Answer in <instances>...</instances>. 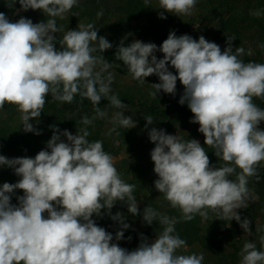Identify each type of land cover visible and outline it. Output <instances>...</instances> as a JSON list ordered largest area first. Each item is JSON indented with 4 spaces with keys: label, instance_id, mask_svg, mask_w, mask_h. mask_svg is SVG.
Returning a JSON list of instances; mask_svg holds the SVG:
<instances>
[{
    "label": "clouds",
    "instance_id": "clouds-1",
    "mask_svg": "<svg viewBox=\"0 0 264 264\" xmlns=\"http://www.w3.org/2000/svg\"><path fill=\"white\" fill-rule=\"evenodd\" d=\"M17 2L20 11L39 10L49 17L39 23L25 17L12 22L0 12V108L6 103L17 106L24 132L41 134L30 120L41 115L49 93L68 103L79 94L96 106L101 118L106 115L98 107L102 99L115 108H127L116 95H109L111 74L107 82L102 76L111 64L92 55L97 48L104 52L113 47L105 37H98L94 24L66 31L56 48L55 34L61 29L55 18H62L77 0H11L7 6ZM196 2L159 0L164 10L159 17L166 19L164 12L191 15ZM233 40L227 37L228 47L221 51L203 36L196 40L170 31L159 48L140 40L124 46L122 40L115 55L134 80L144 83L146 77L158 76L160 82L151 84L153 96L161 90L175 95L179 80L184 87L179 103H187L193 113L190 123L199 125L204 145L225 162L215 167L198 140L184 141L152 128L148 136L155 144L150 153L158 177L155 189L181 210L186 221L195 214L207 218L206 209H211L251 232V221L242 220L237 210L245 207L248 198L247 178L256 176L257 166L264 161V130L259 127L264 109L253 103V97H264V64L242 61L244 49L234 53ZM157 51L163 53L162 59H157ZM98 64L103 65L100 71L95 70ZM169 64L176 75L169 71ZM144 118L145 128L154 123L152 116ZM81 122L89 125L92 120L85 116ZM112 123L127 129L136 126L124 112L115 113ZM50 127L53 135L46 150L34 158L0 155V166L20 177L16 183L0 186V264H202V253L177 254L186 241L173 235L175 218L160 216L150 207L140 213L133 196L135 185L120 178L102 141L89 142L86 128L73 135ZM237 168L236 180L229 179ZM17 189L23 195L17 197L18 204H12L11 194ZM117 201L124 202L130 214L142 215L149 225L159 218L163 231L151 241L141 234L139 246L132 251L112 243L122 240L130 227L122 213L111 214ZM102 209L120 224L115 237L92 219L94 214L100 217ZM260 239L264 245V236ZM240 256V264H264V251L252 242L244 244Z\"/></svg>",
    "mask_w": 264,
    "mask_h": 264
},
{
    "label": "trees",
    "instance_id": "trees-1",
    "mask_svg": "<svg viewBox=\"0 0 264 264\" xmlns=\"http://www.w3.org/2000/svg\"><path fill=\"white\" fill-rule=\"evenodd\" d=\"M11 0H0V12L4 13L7 18L12 14L26 13L28 19L33 23L47 21L49 17L39 10L20 11V5L17 2L14 7H8ZM199 10L200 19L203 23H194L195 18L191 15H183L177 13L164 12L166 19H161L159 13L164 11L159 6V0H77V3L71 10L66 12L63 17H56V25L61 31L55 34L56 48L59 49V41L64 33L68 30L78 29L80 22L83 20L84 25L89 23L94 24L98 29V37H105L113 47L100 52L99 49L92 53L94 57H100L110 63V68L119 73H126L127 68L122 61L116 59V50L123 40L124 46H128L136 37L144 43H155L159 48L163 41L167 39L170 31H175L177 36L189 35L193 39L198 40L203 36L208 42H214L220 46L223 51L227 44V37H234L232 41L233 52L237 48H243L244 54L239 58L247 62H256L264 64V0H197L194 9ZM193 9V10H194ZM192 10V12H193ZM102 12V15H98ZM259 12L260 15H254ZM145 19V23H136L139 19ZM120 34H123L120 36ZM93 47H97L93 42ZM157 59L163 58V53L157 51L155 53ZM100 65V64H98ZM168 68L174 69L170 64ZM175 70V69H174ZM110 72L107 70L102 73L103 77H108ZM151 79L156 75H150ZM184 92V87L177 80L175 95L169 94L165 103L161 102H140L137 103L135 97L127 91L111 90L109 95H116L122 103L127 104V107L139 105L143 108L146 114L157 116L169 122L177 118L190 117L193 119V113L188 108L187 103L181 105L179 99ZM49 99H46L41 115L30 120H37L38 124L33 127L40 131V135L32 132H24L23 124L18 115L17 106L5 104L0 108V155L9 159L18 157L34 158L41 151L46 150V143L53 135V129L50 126H56L61 130H68L73 135L80 134L82 128H86L89 132L87 140L89 142L102 141L103 149L106 153L117 155L121 153V149L125 146L127 157L117 164L114 161L120 178L129 184H134L135 189L133 196L136 201L141 198L143 188L145 187V175H148V193L138 205L139 211L142 214L145 207H150L155 210L160 216H168L175 218L173 235L186 241V245L194 242H199L203 248L202 254L204 260L202 264H240V252L246 242H252L256 245L257 250L264 251V245L261 243V237L264 236V224L255 225L250 223L251 232L244 231L236 220L225 218L221 213L214 212L211 209H206L207 218L195 214L191 221L183 219V214L179 208L171 206L163 193H159L154 186V181L158 179L154 173V162L151 160V150L155 147L149 139L148 132L138 133L133 128L127 129L116 125L115 131L112 130V135L105 130L106 115L101 118L96 114V106L87 99L81 98L79 94L74 96L71 103L58 101L52 98L49 93ZM253 103L261 109H264V97H253ZM101 111L107 114L111 108L110 101L102 99L98 105ZM17 116V117H16ZM87 116L92 120L89 125L82 124V118ZM16 117V118H15ZM95 117V118H94ZM16 121L14 127L11 126L12 120ZM199 126V125H198ZM259 127L264 130V122H261ZM166 134H171L166 132ZM45 139H43V137ZM110 136H113L111 139ZM201 146L205 148L209 156L211 165L222 167L225 162L219 160L211 146L204 145V136L199 131L197 132ZM184 141L192 138L186 136L180 137ZM61 140L67 142L66 137L61 136ZM150 159L145 163L147 156ZM257 175L248 177V184H252V188H261L260 194L255 203L250 206L245 205L237 212L241 219H248L249 209H254L255 213L264 212V163L257 166ZM240 172L237 168L236 172L228 178L236 180V175ZM258 177V179H257ZM18 177L14 170L7 166H0V186L3 183H16ZM259 192V191H258ZM22 190H15L11 194V203L18 204L17 197L22 196ZM120 212L125 217V223L130 227L124 230V238L120 241L113 239L112 243H117L120 247L128 251L135 250L141 240L135 226L138 223H145L148 227L153 228L156 235L163 231L164 225L159 223L157 218L151 225L143 221L142 215H132L128 212L127 205L124 202L117 201L111 209V214L115 215ZM255 214V215H256ZM47 217V213L43 214ZM92 219L97 226L105 228L115 237V233L120 230L119 222L113 221L107 214V210L102 209V215L97 217L95 214ZM202 221L206 222L208 231H203ZM251 221V220H250ZM228 222L232 223L237 230L235 235L231 237L227 243L218 241L215 236H212L210 231L216 232ZM253 222V220H252ZM131 237L129 240L128 238ZM222 239V238H221ZM199 253V254H201ZM197 254V255H199Z\"/></svg>",
    "mask_w": 264,
    "mask_h": 264
},
{
    "label": "rangeland",
    "instance_id": "rangeland-1",
    "mask_svg": "<svg viewBox=\"0 0 264 264\" xmlns=\"http://www.w3.org/2000/svg\"><path fill=\"white\" fill-rule=\"evenodd\" d=\"M199 10L196 8L192 12V16L195 18L194 23L199 24L203 23V21L198 17ZM20 17L28 18V15L26 13H15L8 17V19L12 22L17 21ZM136 23H145V19H139L135 21ZM80 25H84V21L82 20L80 22ZM123 34H120L122 36ZM138 40L136 37L133 38L132 41ZM103 67L102 64L96 66V71H100ZM108 72L111 73L112 76V83L110 85L111 90L115 91H127L131 93L134 97L137 103L146 101V102H161L165 103L166 98L168 97L167 93H164L162 90L157 93V96H153L150 93L154 92L155 89H153L151 84L159 83V78L156 76L155 78L151 79L149 76L145 78V82L141 83L138 80H134L129 72L126 73H119L118 71H114L110 67L107 69ZM174 75H176V70L170 69ZM105 81L107 82L108 77H103ZM49 95L46 97V99H49ZM18 115L21 114L18 110ZM117 112H124V115L126 117H131L135 122L136 126L133 127L135 131L138 133L147 132L150 131L152 128L164 129L166 132L171 133V135H177L178 137L186 136L187 138L196 139L199 141V137L197 136L198 132V124L196 123H190L191 118L185 117V118H177L174 121H167L165 119H161L157 116L146 114L143 110V108L139 105L127 107L125 109H118V108H111L107 111L106 118H105V130L109 135H112V129L116 126L112 123V119L115 113ZM144 116H152L154 118V123L151 125H148L147 128H145L146 120ZM17 117V116H16ZM15 117V118H16ZM34 124H38L37 120H33ZM32 122V124H33ZM16 125V121L13 119L11 122V126L14 127ZM43 137V136H42ZM113 138V136H110V138ZM46 138V137H45ZM43 137V139H45ZM111 138V139H112ZM126 148L125 146L122 147L121 153L117 155H113V161L117 164H119L122 159L127 157V152L124 151ZM150 159V156L148 155L145 159V163H147ZM264 161H262L260 164H263ZM145 187L142 191V196L140 199L137 200V204L140 205L142 200L146 197L148 193V175H145ZM252 184H248V198L245 200V205L250 206L251 204L255 203L256 198L260 195V191H263L261 188H252ZM259 191V192H258ZM249 215L248 219L251 220V223H255V225L264 224V212H258L255 213L254 209H249ZM256 214V215H255ZM253 220V222H252ZM203 231H208L206 222L202 221L201 223ZM135 229L140 236L143 234L145 237L148 238L149 241L154 240V236L156 231L153 228L148 227L145 223H138L135 226ZM237 230L233 227L232 223L228 222L225 224L222 228L218 229L216 232L210 231L212 236H215L218 241H222V243H227V240H231V237L235 235ZM222 238V239H221ZM228 244V243H227ZM203 250L201 244L199 242H194L190 245H186L180 249L177 250L178 255H191V254H199Z\"/></svg>",
    "mask_w": 264,
    "mask_h": 264
}]
</instances>
